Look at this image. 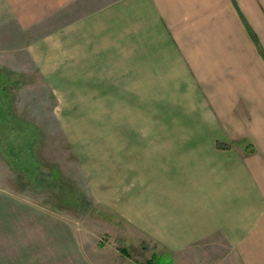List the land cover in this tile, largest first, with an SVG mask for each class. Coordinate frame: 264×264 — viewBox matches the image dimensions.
I'll return each mask as SVG.
<instances>
[{"label": "crops", "instance_id": "1", "mask_svg": "<svg viewBox=\"0 0 264 264\" xmlns=\"http://www.w3.org/2000/svg\"><path fill=\"white\" fill-rule=\"evenodd\" d=\"M76 1L0 0V29L51 88L79 81L130 111L115 129L136 226L172 253L223 236L214 264H264V0H80L46 24Z\"/></svg>", "mask_w": 264, "mask_h": 264}, {"label": "rangeland", "instance_id": "2", "mask_svg": "<svg viewBox=\"0 0 264 264\" xmlns=\"http://www.w3.org/2000/svg\"><path fill=\"white\" fill-rule=\"evenodd\" d=\"M79 3L46 24L75 16ZM19 33L0 29V264H139L153 254L170 264L230 258L223 236L172 253L143 234L129 211L137 174L132 165L128 170V141L115 129L130 111L113 106L117 94L79 81L52 78L51 88L33 70Z\"/></svg>", "mask_w": 264, "mask_h": 264}, {"label": "trees", "instance_id": "3", "mask_svg": "<svg viewBox=\"0 0 264 264\" xmlns=\"http://www.w3.org/2000/svg\"><path fill=\"white\" fill-rule=\"evenodd\" d=\"M128 254V252H126ZM164 256H157L155 254H153L149 259L143 261V262H139V264H170V263H167L163 260H165L164 258H162ZM159 259H162L163 263L159 261Z\"/></svg>", "mask_w": 264, "mask_h": 264}]
</instances>
